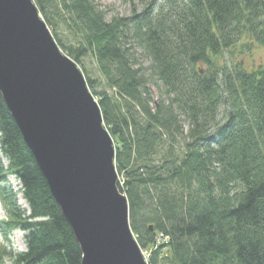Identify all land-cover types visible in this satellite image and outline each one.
<instances>
[{
    "label": "trees",
    "instance_id": "1",
    "mask_svg": "<svg viewBox=\"0 0 264 264\" xmlns=\"http://www.w3.org/2000/svg\"><path fill=\"white\" fill-rule=\"evenodd\" d=\"M33 1L63 52L98 65L102 81L83 74L147 264H264V66L226 59L264 45V0H127L131 15L109 18L92 0ZM54 3L69 14L74 43L58 32ZM0 153V236L9 242L19 229L26 245L13 254L0 243V264H80L1 94ZM8 175L27 208L2 185Z\"/></svg>",
    "mask_w": 264,
    "mask_h": 264
},
{
    "label": "water",
    "instance_id": "2",
    "mask_svg": "<svg viewBox=\"0 0 264 264\" xmlns=\"http://www.w3.org/2000/svg\"><path fill=\"white\" fill-rule=\"evenodd\" d=\"M0 94L72 229L80 264H147L97 99L33 0H0Z\"/></svg>",
    "mask_w": 264,
    "mask_h": 264
},
{
    "label": "rangeland",
    "instance_id": "3",
    "mask_svg": "<svg viewBox=\"0 0 264 264\" xmlns=\"http://www.w3.org/2000/svg\"><path fill=\"white\" fill-rule=\"evenodd\" d=\"M96 3L101 9L106 11L107 18L111 16H129L133 10V4L127 0H92ZM35 2V1H34ZM53 10L52 16L54 22L58 23V29L60 35L63 39L68 42L74 43V30L71 24L70 16L66 12V10L58 3H54L52 5ZM50 30V29H49ZM61 51L63 49L60 47ZM232 59V63L240 62L246 67H258L259 65L264 66V45L261 44H253L250 51L245 50L243 51L242 46H237L232 52L227 53L226 59ZM82 65L78 64L80 70L89 77L97 79L98 81H102L100 77V70L95 59L88 55L82 59ZM145 66L148 65L146 62ZM102 86H100L101 88ZM107 91H110L109 88H105ZM155 91V90H154ZM156 96V91H155ZM0 163L6 167L7 162L3 158L0 153ZM3 186L8 187L12 191L16 193L17 204L22 208H27V205L20 194L21 184L18 179L14 175H8L6 177V182L2 184ZM6 218V213L0 204V219ZM25 232L19 229H15L11 231L8 235L9 242L3 241L0 236V243H3L7 249H9L13 254L17 252L24 251L26 249L25 245ZM148 257V251L145 255V258ZM2 264H12V261L7 256L4 258V262Z\"/></svg>",
    "mask_w": 264,
    "mask_h": 264
},
{
    "label": "built area",
    "instance_id": "4",
    "mask_svg": "<svg viewBox=\"0 0 264 264\" xmlns=\"http://www.w3.org/2000/svg\"><path fill=\"white\" fill-rule=\"evenodd\" d=\"M159 239L162 240L163 242H166L168 240L163 235H160L159 236ZM143 254L146 255L147 254V251L146 250H143Z\"/></svg>",
    "mask_w": 264,
    "mask_h": 264
},
{
    "label": "bare ground",
    "instance_id": "5",
    "mask_svg": "<svg viewBox=\"0 0 264 264\" xmlns=\"http://www.w3.org/2000/svg\"><path fill=\"white\" fill-rule=\"evenodd\" d=\"M34 2V1H33ZM59 47V46H58ZM59 49H60V47H59ZM61 50V49H60ZM61 52H63V51H61ZM64 54H66L65 52H63ZM67 55V54H66ZM68 56V55H67ZM73 60V59H72ZM74 61V60H73ZM75 62V61H74ZM76 63V62H75ZM77 64V63H76ZM78 66V65H77Z\"/></svg>",
    "mask_w": 264,
    "mask_h": 264
}]
</instances>
